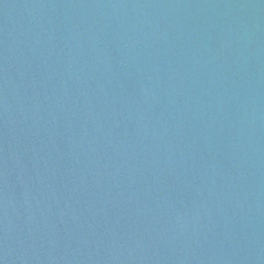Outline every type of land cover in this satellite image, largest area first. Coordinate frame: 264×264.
<instances>
[{
  "label": "water",
  "instance_id": "95a60500",
  "mask_svg": "<svg viewBox=\"0 0 264 264\" xmlns=\"http://www.w3.org/2000/svg\"><path fill=\"white\" fill-rule=\"evenodd\" d=\"M0 264H264V0H0Z\"/></svg>",
  "mask_w": 264,
  "mask_h": 264
}]
</instances>
